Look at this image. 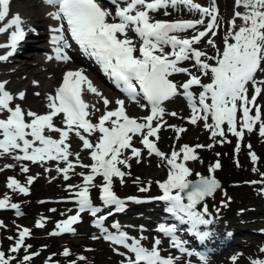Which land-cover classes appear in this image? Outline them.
<instances>
[{
    "label": "snow or ice",
    "instance_id": "snow-or-ice-1",
    "mask_svg": "<svg viewBox=\"0 0 264 264\" xmlns=\"http://www.w3.org/2000/svg\"><path fill=\"white\" fill-rule=\"evenodd\" d=\"M44 3L55 8L49 15L60 22V26L50 29L53 33L50 43L55 56H49V60L54 58L57 61H68L69 57L65 53V49L69 47L65 38L67 32L82 52L94 59L102 71L116 82L130 101L138 103L142 98L150 106V114L137 119L127 115L124 100H117L116 107L109 110V101L104 98L105 111L98 122L93 123L90 119V106L83 99L85 86L87 92L96 96L101 94L82 71H68L64 74L55 94L46 97L48 111L45 114L25 111L19 104L14 105V99L24 100L25 94L21 92L14 97L5 89L6 82H0V156L9 155L17 162L30 161L33 164L55 161L58 164L55 170L62 174L64 180L70 178L68 173L77 166L89 169L88 174L78 173L83 178L82 185H69V188L79 189L74 194L78 204L76 214L57 222L56 230L50 235L73 233L75 229L72 226L79 222L80 213L88 211L95 217L102 211L100 207H94L89 198L90 188L97 187L93 183L97 177H101L103 181L99 185V198L103 206H114L116 212L124 209L125 201L114 193L113 182L114 178H119L123 183L124 177L130 175L121 169V166L131 167L129 160L135 158L137 163L140 162L142 149L133 145L134 137L139 138L149 156L155 155L168 165L167 178L158 182L162 195L155 199L166 202L168 212L179 215L181 219L186 217V222L194 232L198 226L211 223L204 218L208 213L207 206H204L203 213L196 208L205 197L212 196L220 185L211 176L205 178L197 174L199 179L195 182L188 179L192 172L187 167V162L198 159L193 147L183 145L179 151L173 150L170 155L158 149L156 140L159 139L158 133L162 127L160 121L165 115L162 105L176 96H183L191 112L188 123L196 125L202 121L204 128L211 132L210 138L224 137L223 126L226 125L227 132L237 138V152L240 149L239 141L243 139L245 132L252 133L254 126L258 125V133L264 137V110L257 103L258 97L264 94V79H257L259 73H264V0H234V6L238 10L230 21L222 49L211 38L217 35L216 29L219 27L215 0H212L209 7H203L193 0H108V3L115 6L114 11L103 6L102 0H44ZM181 6L198 13L199 18L177 21L153 18V14L161 10L167 16L170 14L169 9L178 10ZM9 12L10 0H0V22L9 17ZM237 19L241 21L238 28ZM198 26H203V30ZM9 29L12 31L8 36V43L0 44V48H10L11 51L7 56H0V60L11 56L17 45L25 39L23 21L18 14L0 26V34L7 33ZM189 30H192L191 36L179 35ZM130 34H134L138 42ZM205 38L206 43L216 49L214 56H208L195 47ZM185 61L192 62L191 68L196 70L195 73L191 68L182 66ZM177 74H184L188 78L177 84L171 79ZM202 77H207L210 82L203 83ZM194 87L202 89L198 96L192 91ZM170 115L175 116L176 113ZM57 117L62 126L54 123ZM169 127L174 129L177 139L180 133L186 131L182 127ZM50 134H58V138H53ZM71 136L82 142V150L89 151L90 164L81 163L79 152L70 151ZM93 137L95 143L92 142ZM127 150H130V156L125 154ZM72 155L76 156L75 163L69 159ZM249 155L255 164L257 156L254 153ZM60 163L65 166L59 167ZM5 167L11 168L12 165ZM219 167V163L215 164L209 168V173ZM20 170L23 173L29 172V168L23 165ZM253 171L256 169L253 168ZM33 180L34 177L28 176L26 184L22 185L10 177L6 186L14 193L26 196ZM139 191L146 192L148 188L141 187ZM185 197L187 203L183 202ZM6 208L15 209L16 214L20 215L19 205L10 203L8 195L0 199V209ZM108 215H112V212H108ZM106 218L104 215L99 216L94 226L104 233L106 241L127 250L126 254L119 252V248L114 249L117 254L125 257L122 264H174L172 256L161 255L158 247L160 239H155L150 249L145 248L141 244L143 237L130 238L120 231L119 224L111 226L117 230L116 234L109 233L104 228ZM35 226L43 227V220L37 221ZM158 231L170 237L171 245L182 254L189 257L196 255L201 264H207L204 255L185 249L174 235V227L161 225ZM199 235L204 237L207 233ZM28 236L29 229L20 230L18 239L9 251L18 253L23 248L27 252L30 245H25L24 242ZM260 251L264 252V248ZM61 255L68 257L70 252L65 249ZM14 259L15 257H6L0 251V264H11ZM31 259V255H24L21 264H26ZM78 259L83 261L85 257L80 256ZM232 259L235 264L236 257ZM251 264H264V260L253 259Z\"/></svg>",
    "mask_w": 264,
    "mask_h": 264
},
{
    "label": "rangeland",
    "instance_id": "rangeland-1",
    "mask_svg": "<svg viewBox=\"0 0 264 264\" xmlns=\"http://www.w3.org/2000/svg\"><path fill=\"white\" fill-rule=\"evenodd\" d=\"M218 8V23L219 27L216 29L217 35L215 37H211L216 43L217 47L222 49L223 47V39L226 33L229 31L230 21H232L234 12L238 9L234 6V0H215ZM197 4H200L203 7L210 6V0H195ZM33 3V2H31ZM36 3L44 9H47L49 12H52V6L44 3V0H36ZM243 11L242 9H239ZM170 14L165 16L164 11L161 10L156 13V17L162 19H172L175 18V12L170 11ZM18 14L21 19L23 14L19 11H10L9 17L6 18L5 21L0 23V26H3L7 23V20L12 16ZM199 18L198 13H193L191 11L187 12V17H195ZM25 18V17H24ZM23 20V19H22ZM52 19V24L48 25V34H41L44 32L42 27H35L31 29V36H28L26 40L36 41V43H32L34 45H39L42 42L37 41V37L40 35H44L48 40L49 37L53 35L50 32L51 28L56 27L54 25ZM27 22L23 24V27L27 29ZM241 24L239 19L236 20L237 28ZM201 28L202 26H198ZM181 37H188L192 35V30H189L187 33H180ZM51 40V39H49ZM207 38L201 41L199 45H196L199 50L207 53L208 56H214L216 54V49H213L206 43ZM5 43V34H0V44ZM49 52H52L53 55V46L49 47ZM5 52L4 48H0V55ZM29 53H33L30 57L32 61H36V59L40 60L42 63L47 64L48 58L45 53L38 52L37 49H30ZM15 61H11L10 65L18 66L20 63V59L23 57L15 56ZM209 63H214V61H208ZM38 66V65H36ZM184 67L191 68L190 61L183 63ZM191 70L195 73L196 70L191 68ZM199 75V73H196ZM58 73L56 77H51L47 75V85H50V90L48 92L43 93V96L38 99L37 105H41L40 109H33L28 107L23 103V100L14 99L15 104H19L22 109L25 111L31 110L37 112L38 114H45L48 110L43 107L47 104L46 97L51 95L54 83L56 81ZM92 78L105 90L106 93L112 96V101H109L108 109H114V103L118 99L115 93L111 92L103 82L95 77V75L91 74ZM23 74L20 75L19 79L24 78ZM91 78V80H92ZM187 76L184 74H177L175 77L171 78L177 84L183 83L187 80ZM257 79H264V73H259ZM89 80V78H88ZM89 80V81H91ZM1 82H8V78L0 75ZM36 81L30 79L25 82L24 85H20L17 90L12 91V95L14 97L18 96L19 93H24V87L26 85H35ZM203 83H209V79L207 77H202ZM202 90V89H201ZM33 94L36 95L38 93L37 90H32ZM86 92V86L85 91ZM252 90L249 89V96H251ZM104 97L100 98V103L98 107L95 108L90 98L86 97V103L90 106L91 116L90 119L93 122H97L99 117L104 113L105 106L103 104ZM139 101H141L139 99ZM96 103V100L94 101ZM98 103V102H97ZM258 105L261 106L262 110H264V94L258 97L257 99ZM137 107L134 110L128 107L129 112L135 116L137 119L143 118L144 116L150 114V111L143 110L144 105L137 103ZM98 109L95 111L93 109ZM165 115L160 121L162 127L161 131L158 133L159 139L156 140L157 147L166 155H170L173 150L179 151L180 147L183 145H188L193 147L196 151L206 150L210 147L208 145H213L216 142H219V139H233L237 140L231 133L227 132V126L224 125L225 136L220 137L217 136L215 138L211 137V132L206 130L203 126V122L200 121L196 125H192L188 123V118L191 112L188 111L184 100L180 98V96H176L169 101H166L163 105ZM176 113L175 116L170 115V113ZM54 123H59L58 120L54 119ZM155 123V122H154ZM211 123V121H209ZM182 127L186 129V131L180 133L179 139L176 138V133L172 127ZM53 138H58V134H50ZM252 135L254 139H256V143L252 142L253 146L248 142V138H251ZM245 137V138H244ZM243 139L240 143L239 154L241 155L238 159V164L240 168L241 178L244 179L251 178L259 179L264 178L263 174L259 172V165L261 163L260 158H258V154L264 155V137H261L258 133V125L254 126V131L252 133L245 132ZM95 140V137H93ZM154 139L155 138H150ZM226 141V140H225ZM70 151L73 153L79 152L80 154V162L83 164H90V160L88 158V150H82V142L76 138L75 136L70 137ZM227 142V141H226ZM228 143V142H227ZM247 143V144H246ZM133 145L139 149H142V157L140 162L137 163L136 159L133 158L129 160L131 165L130 168H123L121 166L122 171L126 173H130V175H126L124 177V182L121 183L119 178H114L113 182V191L118 198L125 201L124 208L125 213L123 215L116 216L114 215V206L112 207H104L102 201L100 200V189L99 185H102L103 181L100 177H97L94 180V184L97 187L90 188L89 195L93 202L94 207H100L102 211L97 214V216H92L90 212H86L80 214V220L77 224L72 227L75 229L73 233H62L57 236L50 235L53 231L56 230L57 222L66 220L69 216L76 214V208L74 204L73 198L75 197V192L79 189L76 187L69 188V185L76 186L83 184V178L78 175V173L89 172L87 168L75 167L73 171L68 173L69 179L64 180L62 174L56 172V167L58 166L57 162L49 161L46 163H37L33 164L30 161H15L11 158V156L6 155L5 157H0V199H3L5 195L10 197V203H15L19 205L20 215L16 214L15 209L6 208L0 209V246L3 238L7 240V245H5L6 251L10 252L8 249L12 247V243L18 239L19 231L27 228L30 231V236L25 239H29L31 242H34L36 238H43L47 244L53 243L54 252H50L48 254H43L42 252H35L32 255V259L26 264H30L34 262L35 264H56L53 261V255L61 256V253L68 249L70 255L68 257L72 258L71 262H61L59 264H77L78 257H85L83 264H122L125 257L117 254V251H114L117 248L115 245H112L110 242L106 241L103 238L100 230H96L92 227L91 221L98 218L101 215L106 216V220L104 221L105 225L110 226L111 222L117 223L120 226V231L125 232L130 238L140 239L142 246L150 249L155 239H160L161 243L158 246L163 257L172 256L174 258V264H201V261L194 256H187L186 254H182L178 249L173 247L168 238H165L164 234L158 231V228L162 225L159 223L160 220L155 219L156 214H150L146 209L150 205L148 203L152 201V198L159 194L158 192V182L162 179L167 178L168 173V165L165 160L160 158H156L153 155L149 156L147 154V150L143 149V146L139 142L138 137H134ZM197 145H204L205 147H196ZM250 145V147H249ZM233 147L237 148V144L233 145ZM255 147V148H254ZM237 152V151H236ZM249 153H254L257 156V161L255 164L251 161ZM126 155L130 156V150H127ZM70 161L73 163L76 162V156L72 155L69 157ZM264 162V161H262ZM5 165H12L11 168H6ZM21 165L27 166L29 168V172L23 173L21 172ZM63 163L59 164V167H64ZM187 167L192 172L193 164L192 161L187 162ZM253 168L256 171H253ZM48 169V171H45ZM28 176L34 177L33 183L28 186L29 193L28 195H22L18 193L12 192L7 188V181L10 177L18 180L22 185L26 184V180ZM138 180H137V178ZM196 172H192V175L188 178H195ZM136 178V179H134ZM141 187H147L148 191L141 192L139 189ZM223 188L218 192L220 193ZM256 189L255 192H251L250 194H238L237 199L244 198V204L250 206L251 208H256V211H252L247 218L253 216V220L246 221V226H251L250 229H246L245 225L242 224L241 231L236 233L233 231L232 226H228L226 223H223L216 219L213 216V213L209 211L205 215V219L211 221V223L207 225H200L195 230L196 235L207 233L206 237H210V240L214 252L211 256H206L207 264H233V257H236L235 264H251L253 259L264 260V252H261L260 249L264 248V211L259 209H264V189ZM249 191V189L247 190ZM252 191V190H251ZM217 193V194H218ZM247 193V192H246ZM175 194V193H174ZM216 194V195H217ZM227 195V196H226ZM232 196L230 194H226L222 192V195H219L218 199L212 197L209 203L210 209L213 208L214 204L217 205L225 202H229L232 200ZM209 200V199H207ZM206 200V201H207ZM205 201V202H206ZM223 201V202H222ZM204 202V203H205ZM127 203L131 205L127 206ZM209 205V204H208ZM208 205L207 208H208ZM240 207H246L241 205ZM247 207V208H250ZM71 209V211H69ZM54 210V211H53ZM112 212V215H108V212ZM199 212L203 213V209L199 210ZM149 213V214H148ZM43 220L44 226L41 228H37L36 222ZM204 229V230H203ZM117 230L114 229V232ZM6 232H11L12 239H9L11 236H7ZM35 239V240H34ZM188 244L189 241L185 240ZM183 241V243L185 244ZM216 249V251H215ZM190 250V249H189ZM192 250V248H191ZM119 252L126 253L124 250L119 248ZM38 253V254H37ZM26 255V254H24ZM130 255V254H129ZM62 257H64L62 255ZM179 257V259H175ZM51 258V259H50ZM36 259V260H35ZM38 259V261H37ZM89 260V261H88ZM22 261H13L11 264H21ZM82 264V263H79Z\"/></svg>",
    "mask_w": 264,
    "mask_h": 264
},
{
    "label": "trees",
    "instance_id": "trees-1",
    "mask_svg": "<svg viewBox=\"0 0 264 264\" xmlns=\"http://www.w3.org/2000/svg\"><path fill=\"white\" fill-rule=\"evenodd\" d=\"M245 138V137H244ZM228 142H226V141ZM219 142L214 143L210 148L206 150H199L196 151L195 154L198 157L196 160H192L193 168L192 172H196V175H205L209 173V168L214 166L215 164L219 163L220 167L216 169L213 173L226 182V185L223 187V190L218 193L215 198L218 199L219 195H222V192L226 194H230L232 196V200L229 202H225L222 204H217L213 206L212 209H210L209 203L211 200H208L205 204L199 206L196 208L197 211L204 208L205 205H208V212L211 211L213 213V216L216 217L219 221L226 223L229 227L232 226V229L238 233L240 232L242 224L245 225L246 221L253 220V216L250 218H247V216L252 212L256 211V208H251L250 206H247L244 204V198L237 199V195L240 194H250L251 192H255L256 189H264V178L259 179H252L247 178L244 179L241 178L240 175V168L237 166V161L240 158V154L235 151V148L233 145H236L238 143L237 140L233 139H219ZM242 141V140H241ZM239 141V142H241ZM248 142L253 146L252 142L256 143V139H254V136L252 135L251 138H248ZM240 144V143H239ZM247 144V143H246ZM243 145V144H242ZM240 145V146H242ZM255 148V147H254ZM258 158H260V167L259 172L260 174L264 175V155L258 154ZM137 178V177H136ZM134 178V179H136ZM251 181H256V183L245 184L246 182L250 183ZM249 189V191H247ZM252 190V191H251ZM258 190V191H259ZM247 192V193H246ZM257 192V191H256ZM252 194V193H251ZM227 196V195H226ZM223 202V201H222ZM241 205H244L246 207H240ZM250 207V208H247ZM152 209L151 207L149 210ZM261 210V209H259ZM264 211V209L262 210ZM186 222V217L183 218ZM187 223V222H186ZM246 229H250L251 226H246ZM7 236H11V232H6ZM1 246L0 251H3L7 256H13L15 259L13 261H22L24 254L26 255H33L35 252H42L43 254H48L50 252H54L53 250V243L47 244L43 241V238H36L34 242H31L29 239H25V245H30L28 248V251L25 252L23 248L18 253H11L6 251L5 245H7V240L5 238L1 239ZM15 242L12 243V246H14ZM10 250V249H8ZM58 255H53V261H55L56 264H59L61 262H71L73 261L70 257H57ZM36 260V259H35ZM11 261V262H13ZM38 261V259H37ZM77 264L84 263L80 260H77ZM86 261V260H83ZM89 261V260H88ZM30 264H35L34 262Z\"/></svg>",
    "mask_w": 264,
    "mask_h": 264
},
{
    "label": "bare ground",
    "instance_id": "bare-ground-1",
    "mask_svg": "<svg viewBox=\"0 0 264 264\" xmlns=\"http://www.w3.org/2000/svg\"><path fill=\"white\" fill-rule=\"evenodd\" d=\"M11 10L19 11L23 14V24L25 22L28 23L27 35L31 36V29L35 27H42L44 32H42L41 34H48V25L51 22L52 18L50 17V12L47 9H44L36 4L31 5V0H10V11ZM44 35H40L37 37V41H41V44L34 45L32 43H36V41L30 42L29 40H25L23 45H21L19 49H17V54L23 57V59H20V64L18 66L10 65L11 61H15V59H7L0 62V75L8 78V82L7 84H5V87L10 94L12 93V91L17 90L20 85H24L25 82L29 81L30 79L36 81L35 85L29 84L24 87L25 98L22 103L35 110L41 108V105L36 104L38 99L43 96V93L48 92L50 90V85L46 84L47 81L50 82V80H47V75H50L54 78L61 69L70 67V63L68 61H57L54 58L48 60L47 64L42 63L38 59H36V61H32L30 59L32 57L31 55L33 54L29 53L30 49H37L38 52L45 53L47 55V58L49 56L54 57L52 52H49L48 50L51 46V43L49 42V40L46 39V37H44ZM21 74H23L25 77L18 80ZM91 83L93 87H95L97 91L101 94V96H96L95 94L89 93L87 91L83 95L85 99L86 97L91 99V102L93 103L95 108L98 107L101 97L107 98L109 99V101H112V96L106 93L105 90L95 81V79H92ZM32 90H37L39 95L33 94ZM95 100L96 103H94ZM43 108L48 110L46 106H44ZM5 156L6 155L0 157Z\"/></svg>",
    "mask_w": 264,
    "mask_h": 264
},
{
    "label": "water",
    "instance_id": "water-1",
    "mask_svg": "<svg viewBox=\"0 0 264 264\" xmlns=\"http://www.w3.org/2000/svg\"><path fill=\"white\" fill-rule=\"evenodd\" d=\"M209 176H211V177H213V178H215L216 180H217V182L219 183V185H220V187L212 194V196H209V197H205V199L203 200V201H201V203H203L206 199H209V198H212L224 185H225V182L224 181H222V180H220V179H218L215 175H213V174H210V175H207V176H203V177H205V178H207V177H209ZM197 179H199V178H197ZM197 179H194V180H191V181H193V182H195ZM190 180V179H189ZM181 195H184V194H181ZM184 203H187V199H186V197H185V199H184V201H183ZM200 203V204H201ZM199 205V204H198ZM197 205V206H198Z\"/></svg>",
    "mask_w": 264,
    "mask_h": 264
}]
</instances>
